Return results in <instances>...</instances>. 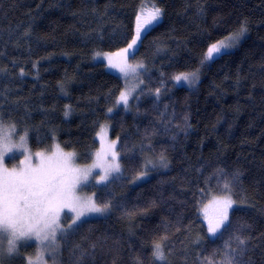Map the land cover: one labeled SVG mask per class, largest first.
Instances as JSON below:
<instances>
[{
	"label": "trees",
	"instance_id": "1",
	"mask_svg": "<svg viewBox=\"0 0 264 264\" xmlns=\"http://www.w3.org/2000/svg\"><path fill=\"white\" fill-rule=\"evenodd\" d=\"M144 1L0 0L4 124L26 132L34 150L57 142L88 162L96 131L122 88L121 78L91 56L131 43L137 15L147 16ZM156 3L160 20L128 52L144 64L148 93L110 117L122 171L92 187L110 211L87 218L68 241L59 237L58 264H70L69 245L102 237L119 241L118 264H201L205 257L219 261L236 235L248 239L245 264H264V0ZM243 25V40L214 58L194 88L170 85L172 75L200 65L209 44ZM162 85L166 91L157 100L151 92ZM161 154L169 167L149 169L146 158ZM147 169L150 176L136 183ZM225 192L237 201L230 228L209 238L201 206ZM154 242L161 243L164 261L152 257ZM34 253L28 243L2 264H26ZM87 264H112V258L97 253Z\"/></svg>",
	"mask_w": 264,
	"mask_h": 264
},
{
	"label": "snow or ice",
	"instance_id": "2",
	"mask_svg": "<svg viewBox=\"0 0 264 264\" xmlns=\"http://www.w3.org/2000/svg\"><path fill=\"white\" fill-rule=\"evenodd\" d=\"M160 9L155 8L147 16L137 15L136 34L128 45V49L134 48L137 41L141 39L142 33L151 26L154 21H158ZM246 32L245 27H241L239 32L229 37L234 43ZM231 44H225L220 41L213 44L206 53V59H214L213 53L219 54L221 49L230 47ZM128 49H124L127 52ZM119 67L124 72L127 65H112ZM142 67V65H140ZM23 75V71L21 72ZM189 76L195 81L196 73H181L174 77L175 80H189ZM159 89H157V93ZM120 101L125 105L128 102L127 95L121 93ZM111 111V109H109ZM68 112H65V116ZM4 118L0 115V256L7 255L12 257L20 251V248L28 241H36L38 245H45V250H51L50 256L55 261L59 254V244L57 243V234L60 240L68 241L69 238L79 232L80 227L91 214L103 216L110 211V202L100 201L99 203L92 198H80L75 195L79 186L81 189L87 186L89 177L93 176L92 168H79L74 166L75 153L64 152L60 145H56V152L46 156L43 152L29 153L19 165L12 168L5 166V159H16V151H29L27 145V133L19 137V142L13 143L10 136L4 131ZM15 128V125H11ZM103 131V129L101 130ZM116 141H112L104 150L103 154L97 153L98 159H103L109 153L112 156V162L103 168V175H99L96 183L109 181L112 173L120 172V164L117 162L118 152L115 151ZM23 154V153H21ZM33 155L37 162H33ZM160 160L162 166L167 167L166 159L161 154ZM151 163V161H149ZM100 165H93L99 167ZM146 175L141 172L140 177ZM238 178V174H236ZM228 190V184H225ZM217 209L212 218H208L207 231L212 236L222 235V229L230 228L229 210L237 204V201L230 197L216 201ZM68 211L65 212L64 210ZM64 214V221L72 220L66 228L62 226L61 214ZM74 213V217L70 215ZM84 218V219H82ZM167 237H161L165 240ZM6 241L7 247L3 248ZM198 242V241H197ZM234 245V246H233ZM248 239L242 235H236L224 245V251L221 253V259L214 261L205 257L201 264H245L242 259L247 252ZM70 247V264H87L89 260H95L97 253L101 255L108 254L112 258V264H118L120 254L119 241H113L109 244V238H97L88 244L76 243ZM216 253L212 254L215 257ZM152 257L156 261L166 259L164 250L160 242H154L152 246ZM40 257H38L39 259ZM2 264V261H0ZM29 264L32 261L29 260Z\"/></svg>",
	"mask_w": 264,
	"mask_h": 264
},
{
	"label": "rangeland",
	"instance_id": "3",
	"mask_svg": "<svg viewBox=\"0 0 264 264\" xmlns=\"http://www.w3.org/2000/svg\"><path fill=\"white\" fill-rule=\"evenodd\" d=\"M155 8L160 9V16L158 19V21H159L161 18V8L157 5L156 0H145L142 7H141V11H142L143 15H148L149 12L154 11ZM158 21H154L152 25H154ZM243 27H245V26L243 25ZM240 28L238 30L226 35L225 37H223L219 40H216L213 43L209 44V46L207 47L205 54L201 60L200 65L197 66L193 70L175 73L174 75H172L169 78L170 79L169 80L170 85L171 86H186L188 88H194L198 84L199 80L201 79L205 68L213 60V59H206L205 58L206 53H207L208 49L211 47V45L218 44L220 41H224L225 44H231V46L226 48V49L222 48L221 52L219 54L213 53L214 58H216L218 55H220L223 52L233 50L234 48H236L239 45V43L243 40V38L247 34V30H246V32L237 41L232 43L229 40V37H232L236 33H238ZM124 49H128V46H124V47H121V48L113 50V51L95 53L91 56V60L103 62L107 70L118 75L121 78L122 88H121V91L119 92V94L117 95L114 104L107 108L106 119L101 122V124L99 125V127L96 131L95 138H96L98 144H97V147L91 156V159L86 163H80L77 161V157L75 154L74 166L79 167V168L90 167V168H92V172H93V176H90L89 181L86 182L87 183L86 187H84L82 189L79 186L77 187V189L75 191V195L80 197V198H92V199L96 200L95 192L92 189V187L98 186V185H103L106 183V182H104V183L97 184L96 183V179H98L97 174H99V175L104 174L103 168L105 166H107V164L112 162V156L109 153L103 159H98L97 153L103 154L104 150L114 140L116 141L115 151L119 153V149H118L119 138L118 137L117 138L112 137L111 133H110V129H111L110 117L112 116V114L116 110H118L120 108H122L123 110L130 109V107L134 103H136V101H138L142 97L143 94L148 93V89H146V91H145L144 64L140 61H136V60L129 58L128 52L130 49H128L127 52H124L123 51ZM112 65H127V67H126L125 71L122 72V71H120L119 67H113ZM140 65H142V67ZM181 73H186V74L196 73L197 78L195 79L194 82H192L193 78L191 76H189V80H183V79L180 81L175 80L174 77L177 75H180ZM157 89H159L158 93H157ZM165 89H166V86H164V85L158 86L151 92V96H153V97H155V99L159 100L163 96L164 92L166 91ZM122 92L125 93L127 95V98H128V102L126 105L122 101H120V99H119ZM109 109H111V111H109ZM10 126L11 125L4 124L5 134L11 137L13 143H17V142H19V137L24 136L25 133L17 134L15 132V128L13 129ZM102 129H103V131H101ZM26 139H27L26 147L29 151L24 152L22 149L16 151L17 158L13 159V160H8L6 158L4 161L5 166L12 168L14 165H19L20 162L22 160H24L25 156L29 155V153L34 154L36 152H43L46 156L52 155V153L56 152V145L59 144V143L55 142L54 146L51 150H37V149L34 150L31 148V146L29 144L28 137H26ZM60 148L64 152H73V151H69V150L64 149L61 145H60ZM21 153H23V154H21ZM146 159L148 161L147 167L149 169L150 168H158V170H166L169 167V160L166 157H165V159H166L167 167L162 166L160 156H158L155 159L151 158V157H147ZM149 161H151V163H149ZM33 162L34 163L37 162V158L34 155H33ZM117 162L120 164V172H121L122 171V163H121V159H120V154L117 157ZM93 165H100V166L99 167H93ZM149 169L141 171V172H145L146 175L137 179V177L141 173V172H139L138 175L134 178V181L136 183H138V182H141V181L147 179L151 174ZM119 173H112L109 177V180ZM93 177H96V179H94ZM228 197H230L232 200L235 201V198L231 192H225L222 194L210 195L208 197V199L201 206L200 214H201V217L205 223L206 234H207V237H209V238H214L215 236H212L207 231L208 219H206V216L208 218H212L215 215L216 209H217L216 201L223 199V198H228ZM64 211L67 212L68 210L65 209ZM230 211H231V209L229 210V214H230ZM107 214H108V212L106 214H104L103 216H106ZM70 215H72L74 217L75 214L71 213ZM103 216H100L97 214H91V215H89L88 218L103 217ZM63 217H64V214L62 213L61 214V223H62V226L66 228L69 224L72 223V220L68 219L66 221V223H63L62 222ZM82 219H84V218H82ZM28 243H34L35 244V253H34V255L26 257V264H29V260L32 261V264H58L59 263L60 246L58 249L59 254L56 256V259L54 261L49 254L51 250L50 249L45 250L47 242H45V245H38V243L36 241L26 242V244H28ZM57 243L59 244V233L57 234ZM6 247H7V243H6V241H4L3 248L6 249ZM7 257L8 256L6 254L3 256H0V261L3 262V260ZM38 257H40V258L38 259Z\"/></svg>",
	"mask_w": 264,
	"mask_h": 264
}]
</instances>
